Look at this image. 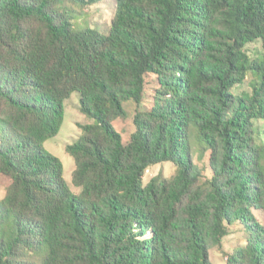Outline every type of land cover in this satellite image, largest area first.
Segmentation results:
<instances>
[{
  "label": "trees",
  "instance_id": "1",
  "mask_svg": "<svg viewBox=\"0 0 264 264\" xmlns=\"http://www.w3.org/2000/svg\"><path fill=\"white\" fill-rule=\"evenodd\" d=\"M98 2L0 0V264H214L237 222L227 264H264V0H116L106 32L81 23ZM74 92L79 195L44 149Z\"/></svg>",
  "mask_w": 264,
  "mask_h": 264
},
{
  "label": "rangeland",
  "instance_id": "2",
  "mask_svg": "<svg viewBox=\"0 0 264 264\" xmlns=\"http://www.w3.org/2000/svg\"><path fill=\"white\" fill-rule=\"evenodd\" d=\"M116 12V0H100L97 4L89 6L85 9V16L81 18V23L89 27L98 29L102 32L109 30L112 19ZM247 49L251 56H254L256 50L261 49V43L259 41L250 43L247 45ZM156 83L151 80L147 87V99L145 104L148 105L150 97L154 93ZM245 90H250L247 82L242 87ZM235 92L241 90H234ZM149 96V97H148ZM125 107L129 111V117L126 120L115 121L116 128L123 134L125 140L130 138L132 132L135 131V125L133 124V116L137 109L134 102H126ZM143 107L147 108L145 105ZM64 108V122L58 135L48 139L44 143V149L53 155L57 156L64 165V178L71 189V191L77 195L81 193V188L73 184L72 175L75 169V160L67 152L66 146L73 143L82 133L81 126L94 123V120L89 118L80 109V95L78 92H74L70 98L63 102ZM259 124H261L259 122ZM194 160L205 170L208 176H211V169L209 167V154L205 159L198 158L197 154L193 153ZM176 167L171 162L158 164L150 167L144 177V183L146 184L152 177L156 175H163L165 177H171L175 173ZM9 180L6 177H0V199L5 195L6 187ZM247 234L243 230V225L239 222L231 226L230 234L223 239V248L221 250L213 248L210 250V257L214 264H227V258L237 247H240L246 243Z\"/></svg>",
  "mask_w": 264,
  "mask_h": 264
}]
</instances>
